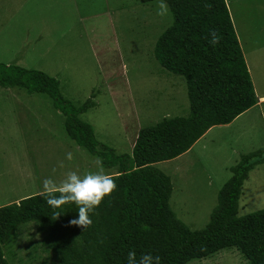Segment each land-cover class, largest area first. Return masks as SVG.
I'll list each match as a JSON object with an SVG mask.
<instances>
[{
    "label": "rangeland",
    "instance_id": "1",
    "mask_svg": "<svg viewBox=\"0 0 264 264\" xmlns=\"http://www.w3.org/2000/svg\"><path fill=\"white\" fill-rule=\"evenodd\" d=\"M226 2L256 95L264 97V0ZM156 11L157 1L0 0V64L58 80L64 101L75 109L91 104L78 117L93 127L99 145L117 156L132 155L142 129L191 112L185 79L163 69L154 53L173 20L170 9L165 16ZM65 124L48 95L0 87V208L45 193V178L59 182L67 171L83 174L102 165L69 137ZM259 151L264 152V103L232 126L213 128L187 155L155 165L172 180L176 216L193 230L206 228L232 168ZM67 152L72 161L65 159ZM261 211L264 164L244 184L239 216ZM17 233L11 264H30L43 236L32 224ZM189 264L248 261L231 249Z\"/></svg>",
    "mask_w": 264,
    "mask_h": 264
},
{
    "label": "trees",
    "instance_id": "2",
    "mask_svg": "<svg viewBox=\"0 0 264 264\" xmlns=\"http://www.w3.org/2000/svg\"><path fill=\"white\" fill-rule=\"evenodd\" d=\"M166 3L173 20L154 53L163 69L185 79L191 112L142 129L132 155L117 156L99 145L93 127L78 117L91 104L75 109L61 97L58 80L0 64V87L53 99L66 117L69 137L114 171L116 184L85 230L69 226L78 215L74 203L53 209L45 202L46 193L0 208V264H11L17 232L31 224L43 240L30 264H123L129 249L138 256L159 255L161 264H189L236 249L248 264H264V211L239 216L244 184L264 164L263 151L243 156L232 168L233 177L221 189L218 206L202 230H193L176 216L172 180L155 167L188 153L213 127L233 124L259 102L226 0ZM210 30L220 36L215 47L209 43Z\"/></svg>",
    "mask_w": 264,
    "mask_h": 264
},
{
    "label": "clouds",
    "instance_id": "3",
    "mask_svg": "<svg viewBox=\"0 0 264 264\" xmlns=\"http://www.w3.org/2000/svg\"><path fill=\"white\" fill-rule=\"evenodd\" d=\"M168 12L169 9L166 0H157L156 14L165 16ZM209 37V43L213 47L219 44L220 36L215 30H210ZM257 99L261 103H264L262 101L263 99L260 100L261 98L258 97ZM65 159L72 161V152L65 153ZM60 166L63 167L64 165L61 163ZM53 172H55V168ZM42 187L43 191L47 194L45 196V202L51 208L60 209L62 205L74 203L77 207L78 215L69 221V226H78L85 230L93 222L91 214L95 212V209L101 205L106 197L111 196L116 189V184L112 176L106 174L103 166L100 165L97 170L87 171L83 174H78L77 171H67L63 179L59 182L51 177L45 178L42 182ZM56 215L59 217V212ZM123 264H161V257L159 255H153L151 252H145L138 256L134 249H129Z\"/></svg>",
    "mask_w": 264,
    "mask_h": 264
},
{
    "label": "crops",
    "instance_id": "4",
    "mask_svg": "<svg viewBox=\"0 0 264 264\" xmlns=\"http://www.w3.org/2000/svg\"><path fill=\"white\" fill-rule=\"evenodd\" d=\"M262 99H263V100H262ZM260 100H262V101L264 102V97H261ZM258 105H259V106L261 105V101H259V104H258ZM256 107H258V106H255V107L252 108L251 110L247 111L245 114H248V113L251 112L252 110H255ZM245 114H243V115H245ZM238 119H239V118H238ZM238 119H237V120H238ZM237 120H236L233 124H236V123H237ZM233 124H231V125H229V126H232ZM229 126H227V127H229ZM211 132H212V130H210L208 133L210 134ZM208 133H207V134H208ZM198 143H199V142H198ZM198 143H197V144H198ZM197 144H196V145H197ZM196 145H195V146H196ZM195 146H194V147H195ZM194 147H193V148H194ZM192 150H193V149H192ZM192 150H191V151H192ZM191 151H190V152H191ZM187 154H188V153H187ZM187 154H186V155H187ZM184 156H185V155H184Z\"/></svg>",
    "mask_w": 264,
    "mask_h": 264
}]
</instances>
